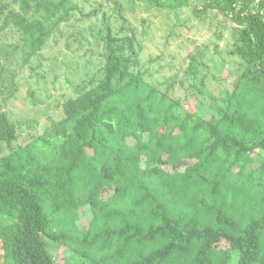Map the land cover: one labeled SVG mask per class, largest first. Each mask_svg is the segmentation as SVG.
I'll use <instances>...</instances> for the list:
<instances>
[{
	"label": "trees",
	"instance_id": "16d2710c",
	"mask_svg": "<svg viewBox=\"0 0 264 264\" xmlns=\"http://www.w3.org/2000/svg\"><path fill=\"white\" fill-rule=\"evenodd\" d=\"M0 1V32L18 36L22 65L79 11L77 0ZM144 1L231 23L235 82L215 111L197 94L190 111L172 84L148 82L119 7L116 31L101 5L90 11H101L98 63L60 118L40 134L29 123L17 143L20 128L0 110V264H59V250L62 264H264V0ZM80 39L64 47L79 52ZM201 57L185 72L194 89ZM4 73L0 61V90Z\"/></svg>",
	"mask_w": 264,
	"mask_h": 264
},
{
	"label": "rangeland",
	"instance_id": "374dc122",
	"mask_svg": "<svg viewBox=\"0 0 264 264\" xmlns=\"http://www.w3.org/2000/svg\"><path fill=\"white\" fill-rule=\"evenodd\" d=\"M77 3L79 11L74 12L69 23L60 25L39 55L24 65L23 52H12L18 36L12 29L0 32V61L6 71L2 75L0 110L20 128L17 143L23 141L29 123L37 122L35 132L40 134L48 124V118L59 119L60 103L74 98V87L94 74L92 66L98 63L101 46L92 34L100 23L101 11L110 17L112 30L118 29L121 21L116 6L125 21L135 29L142 45L139 58L148 82L161 88L172 84V97L182 102L186 109L194 110L196 100L193 95L197 94L206 110L215 111L221 94L235 82L239 61L228 54L235 34L232 24L219 13L210 11L198 18L188 7L175 16L149 6L144 0H77ZM192 3L198 4L199 0ZM98 5L102 10L96 16L85 17ZM5 6L0 1V11L3 12ZM72 34L82 35L79 52L75 51L78 45L71 40L70 49L64 47ZM199 55H202L201 59L198 58L202 66L198 68L197 78H203V82L199 84L198 81L195 88L200 90V94L191 88L193 81L185 75L191 57ZM87 61L92 65H87ZM260 155L264 158V152ZM89 218L86 213V218L82 217L78 226L86 227ZM62 256L59 250V264H62Z\"/></svg>",
	"mask_w": 264,
	"mask_h": 264
},
{
	"label": "built area",
	"instance_id": "2783aa9c",
	"mask_svg": "<svg viewBox=\"0 0 264 264\" xmlns=\"http://www.w3.org/2000/svg\"><path fill=\"white\" fill-rule=\"evenodd\" d=\"M262 14H264V9L262 10Z\"/></svg>",
	"mask_w": 264,
	"mask_h": 264
}]
</instances>
